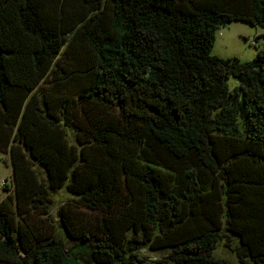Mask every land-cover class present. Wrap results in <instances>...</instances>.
<instances>
[{
	"label": "trees",
	"instance_id": "obj_1",
	"mask_svg": "<svg viewBox=\"0 0 264 264\" xmlns=\"http://www.w3.org/2000/svg\"><path fill=\"white\" fill-rule=\"evenodd\" d=\"M236 20L264 0H0V261L264 264V49L212 54Z\"/></svg>",
	"mask_w": 264,
	"mask_h": 264
},
{
	"label": "rangeland",
	"instance_id": "obj_2",
	"mask_svg": "<svg viewBox=\"0 0 264 264\" xmlns=\"http://www.w3.org/2000/svg\"><path fill=\"white\" fill-rule=\"evenodd\" d=\"M260 49H264V28L254 26L246 21L236 20L221 27L217 31L212 54L222 58H238L242 62H247L252 61ZM237 83L238 82L234 77H231L228 80L230 87H234ZM80 117H82V112ZM12 175L13 169L10 157L7 153L0 151V201L7 196V191L4 189L3 185L4 183L10 185V182H12ZM71 199V196L64 190L58 191L54 194L52 199L53 203L50 205L51 216H53L52 218H55L58 221L60 207L63 205L66 207L69 206L68 202H70ZM72 210L73 216H76L79 220L85 222L87 227L97 221L98 217L101 216L99 212H94L80 204H73ZM51 216L44 215L45 218H48V223H50L49 219ZM75 241H70L69 247L74 246ZM225 244V240L220 241L213 250L212 256L217 259H225L239 264L236 253ZM234 244L236 243L232 241V245ZM169 253L170 251L167 249L156 251L150 248H142L140 251V255L146 257L150 264H175L166 259ZM0 264L17 263L0 261Z\"/></svg>",
	"mask_w": 264,
	"mask_h": 264
}]
</instances>
